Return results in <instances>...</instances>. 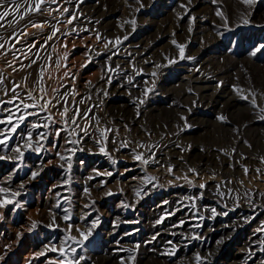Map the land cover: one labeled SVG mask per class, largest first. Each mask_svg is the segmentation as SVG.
Returning <instances> with one entry per match:
<instances>
[{
	"label": "rangeland",
	"instance_id": "rangeland-1",
	"mask_svg": "<svg viewBox=\"0 0 264 264\" xmlns=\"http://www.w3.org/2000/svg\"><path fill=\"white\" fill-rule=\"evenodd\" d=\"M0 264H264V0H0Z\"/></svg>",
	"mask_w": 264,
	"mask_h": 264
}]
</instances>
